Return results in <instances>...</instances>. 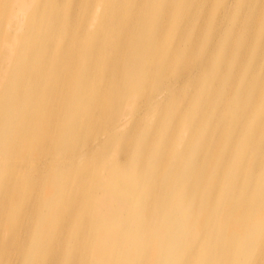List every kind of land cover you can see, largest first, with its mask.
Returning <instances> with one entry per match:
<instances>
[{
	"label": "bare ground",
	"instance_id": "6f19581e",
	"mask_svg": "<svg viewBox=\"0 0 264 264\" xmlns=\"http://www.w3.org/2000/svg\"><path fill=\"white\" fill-rule=\"evenodd\" d=\"M13 227L11 264H264V0H0Z\"/></svg>",
	"mask_w": 264,
	"mask_h": 264
},
{
	"label": "rangeland",
	"instance_id": "374dc122",
	"mask_svg": "<svg viewBox=\"0 0 264 264\" xmlns=\"http://www.w3.org/2000/svg\"><path fill=\"white\" fill-rule=\"evenodd\" d=\"M17 235L18 230L15 227L10 230H0V264H11V258L13 260L15 254H18L20 244L17 243ZM12 264H15V261Z\"/></svg>",
	"mask_w": 264,
	"mask_h": 264
}]
</instances>
